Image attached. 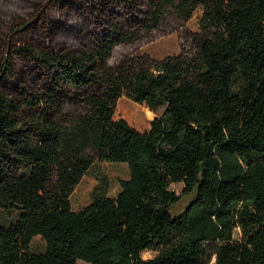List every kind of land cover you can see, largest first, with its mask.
I'll return each mask as SVG.
<instances>
[{
    "label": "trees",
    "instance_id": "obj_1",
    "mask_svg": "<svg viewBox=\"0 0 264 264\" xmlns=\"http://www.w3.org/2000/svg\"><path fill=\"white\" fill-rule=\"evenodd\" d=\"M200 8L179 54H137ZM123 97L163 114L141 132ZM101 162L129 178L75 211ZM212 257L264 264V0H0V264Z\"/></svg>",
    "mask_w": 264,
    "mask_h": 264
},
{
    "label": "rangeland",
    "instance_id": "obj_2",
    "mask_svg": "<svg viewBox=\"0 0 264 264\" xmlns=\"http://www.w3.org/2000/svg\"><path fill=\"white\" fill-rule=\"evenodd\" d=\"M203 9L200 8L194 14V17L185 24V26H174L176 29H169L168 32L157 36L150 42L144 44L137 51L138 55L148 56L153 60H162L169 56H174L182 51V34L184 30L193 33L199 32L201 29V19ZM122 103V104H121ZM120 107V108H119ZM120 109V110H119ZM162 108L158 112L152 111L150 108L137 104L130 99L123 97L117 107L116 119H126L133 127L141 132L148 131L155 118L163 114ZM152 114V117H149ZM102 175L108 177L107 193L109 196H116L120 187V180L127 179L130 176L129 167L125 163H97L96 166L83 178L81 184L74 191L71 202L75 211H78L88 205L92 200L93 191L100 185ZM121 188V187H120ZM102 189V187H101ZM171 189L178 195H183L181 201L173 206V215L182 213L194 197V193L185 194V185L183 183L172 184ZM45 247L41 237H36L32 243V249L36 252L43 251ZM155 253L146 251L143 253L144 258H150ZM79 264H89L79 261ZM207 264H216L215 257L208 260Z\"/></svg>",
    "mask_w": 264,
    "mask_h": 264
},
{
    "label": "bare ground",
    "instance_id": "obj_3",
    "mask_svg": "<svg viewBox=\"0 0 264 264\" xmlns=\"http://www.w3.org/2000/svg\"><path fill=\"white\" fill-rule=\"evenodd\" d=\"M122 104V103H121ZM120 108V107H119ZM120 110V109H119ZM149 117H152V114L150 115V113H149Z\"/></svg>",
    "mask_w": 264,
    "mask_h": 264
},
{
    "label": "crops",
    "instance_id": "obj_4",
    "mask_svg": "<svg viewBox=\"0 0 264 264\" xmlns=\"http://www.w3.org/2000/svg\"><path fill=\"white\" fill-rule=\"evenodd\" d=\"M121 187V186H120ZM120 187H119V189L117 190V192H119L120 191ZM118 194V193H117Z\"/></svg>",
    "mask_w": 264,
    "mask_h": 264
}]
</instances>
